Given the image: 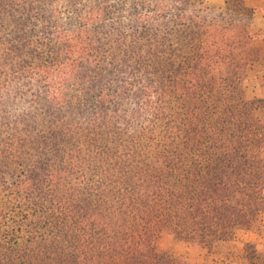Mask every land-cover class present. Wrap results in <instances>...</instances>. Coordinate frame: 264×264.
<instances>
[{
	"label": "trees",
	"instance_id": "16d2710c",
	"mask_svg": "<svg viewBox=\"0 0 264 264\" xmlns=\"http://www.w3.org/2000/svg\"><path fill=\"white\" fill-rule=\"evenodd\" d=\"M255 18L246 0H0V264H188L163 232L263 233Z\"/></svg>",
	"mask_w": 264,
	"mask_h": 264
},
{
	"label": "rangeland",
	"instance_id": "374dc122",
	"mask_svg": "<svg viewBox=\"0 0 264 264\" xmlns=\"http://www.w3.org/2000/svg\"><path fill=\"white\" fill-rule=\"evenodd\" d=\"M220 3L222 0H208ZM249 7L256 10V28L259 30L255 45L261 51V60L248 73L246 91L250 100H264V0H246ZM264 226V216L261 218ZM250 244L257 250L260 262L264 264V232L238 231L229 242L218 243L208 249L196 242L176 240L171 233L163 232L156 240L158 252L185 259L188 264H252L244 256V247Z\"/></svg>",
	"mask_w": 264,
	"mask_h": 264
}]
</instances>
